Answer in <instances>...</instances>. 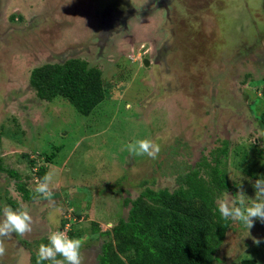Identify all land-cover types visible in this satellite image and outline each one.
I'll use <instances>...</instances> for the list:
<instances>
[{
  "label": "rangeland",
  "instance_id": "rangeland-1",
  "mask_svg": "<svg viewBox=\"0 0 264 264\" xmlns=\"http://www.w3.org/2000/svg\"><path fill=\"white\" fill-rule=\"evenodd\" d=\"M74 57L105 83L87 115L29 85L33 67ZM263 112L264 0H0V220L10 200L32 217L30 233L4 238L0 264H33L36 241L69 230L83 241V264H97L101 232L126 217V199L146 186L173 189L224 141L227 193L242 186L254 198ZM142 139L160 146L156 159L129 153ZM40 166L53 173L51 201L34 192ZM250 261L264 264V223L247 232L231 220L214 264Z\"/></svg>",
  "mask_w": 264,
  "mask_h": 264
},
{
  "label": "trees",
  "instance_id": "trees-1",
  "mask_svg": "<svg viewBox=\"0 0 264 264\" xmlns=\"http://www.w3.org/2000/svg\"><path fill=\"white\" fill-rule=\"evenodd\" d=\"M29 85L39 99L62 98L85 115L105 97L101 70L75 57L33 67ZM260 118L264 123V112ZM227 156L228 142L224 141L213 150L212 163L204 162L203 158L195 168L177 176L173 189L146 186L134 199H126L124 203L129 205L126 217L101 232L106 236L97 264H214L215 254L231 225V219H222L216 202L235 186L229 179ZM45 158L46 162L51 161V155ZM3 170L0 166V171ZM6 173L20 181L19 174L12 169ZM45 173L46 168L40 166L37 171L40 180ZM16 189L24 199L33 198L22 182L17 183ZM9 204L18 207L11 200ZM92 224L96 232L99 227ZM68 236L78 238L79 233L69 230ZM41 243L47 244L48 239L41 238L36 241V248L31 247L33 264Z\"/></svg>",
  "mask_w": 264,
  "mask_h": 264
},
{
  "label": "clouds",
  "instance_id": "clouds-1",
  "mask_svg": "<svg viewBox=\"0 0 264 264\" xmlns=\"http://www.w3.org/2000/svg\"><path fill=\"white\" fill-rule=\"evenodd\" d=\"M127 150L133 155H147L156 159L160 146L149 139H142L129 143ZM52 180L53 173L45 174L37 183L34 192L39 197L51 201L53 199V189L50 187ZM253 187L255 197L252 199L245 195L243 187L240 186L235 198L226 192L217 200V208L222 219L242 222L247 232L255 226V221L264 223V178L258 177ZM31 230L32 217L27 210H14L11 206L5 205L3 219L0 220V257L6 253L4 238L10 239L13 234L24 236ZM47 239V244L41 243L38 247L36 264H42L44 261H49L50 264H83L81 239L70 238L62 231L52 232ZM261 242L259 238H253V244L259 245Z\"/></svg>",
  "mask_w": 264,
  "mask_h": 264
},
{
  "label": "water",
  "instance_id": "water-1",
  "mask_svg": "<svg viewBox=\"0 0 264 264\" xmlns=\"http://www.w3.org/2000/svg\"><path fill=\"white\" fill-rule=\"evenodd\" d=\"M149 62L147 59H143V64L147 65Z\"/></svg>",
  "mask_w": 264,
  "mask_h": 264
},
{
  "label": "flooded vegetation",
  "instance_id": "flooded-vegetation-1",
  "mask_svg": "<svg viewBox=\"0 0 264 264\" xmlns=\"http://www.w3.org/2000/svg\"><path fill=\"white\" fill-rule=\"evenodd\" d=\"M18 205V204H17ZM19 206V205H18ZM14 208V207H13ZM19 208V207H18ZM15 209V208H14Z\"/></svg>",
  "mask_w": 264,
  "mask_h": 264
}]
</instances>
